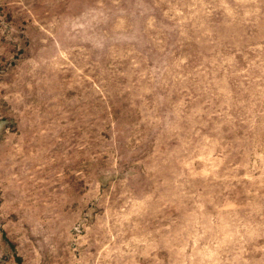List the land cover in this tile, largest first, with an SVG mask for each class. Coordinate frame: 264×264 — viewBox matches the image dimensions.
<instances>
[{
	"label": "rangeland",
	"instance_id": "obj_1",
	"mask_svg": "<svg viewBox=\"0 0 264 264\" xmlns=\"http://www.w3.org/2000/svg\"><path fill=\"white\" fill-rule=\"evenodd\" d=\"M0 264H264V0H0Z\"/></svg>",
	"mask_w": 264,
	"mask_h": 264
}]
</instances>
